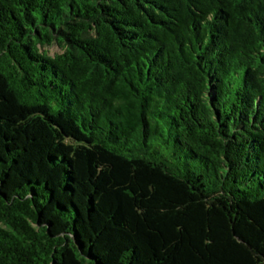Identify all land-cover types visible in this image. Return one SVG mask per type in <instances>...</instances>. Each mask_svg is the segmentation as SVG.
I'll list each match as a JSON object with an SVG mask.
<instances>
[{
	"label": "trees",
	"instance_id": "1",
	"mask_svg": "<svg viewBox=\"0 0 264 264\" xmlns=\"http://www.w3.org/2000/svg\"><path fill=\"white\" fill-rule=\"evenodd\" d=\"M0 264H264V0H0Z\"/></svg>",
	"mask_w": 264,
	"mask_h": 264
},
{
	"label": "rangeland",
	"instance_id": "2",
	"mask_svg": "<svg viewBox=\"0 0 264 264\" xmlns=\"http://www.w3.org/2000/svg\"><path fill=\"white\" fill-rule=\"evenodd\" d=\"M42 49L43 50L44 49L47 50L50 55H54L56 53H60L61 52V49L56 44L50 45V46H45Z\"/></svg>",
	"mask_w": 264,
	"mask_h": 264
}]
</instances>
